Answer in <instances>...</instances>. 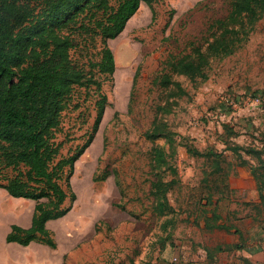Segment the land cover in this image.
<instances>
[{"label":"rangeland","instance_id":"rangeland-1","mask_svg":"<svg viewBox=\"0 0 264 264\" xmlns=\"http://www.w3.org/2000/svg\"><path fill=\"white\" fill-rule=\"evenodd\" d=\"M153 10L141 1L122 31L107 39L115 60L112 74L87 65V57L99 59V37L87 52L82 46L71 49L85 71L101 80L106 101L95 130L100 91L94 84L75 85L62 111L57 158L91 133L92 138L73 163L70 190L75 195L65 198L69 209L46 222L56 242L47 254H53L52 264H264V203L248 167L230 148L240 144L239 154L257 163L244 147H264V10L244 43L211 60L207 79L193 83L175 75L188 90L182 95L153 78L170 55L190 52L192 44L205 41L210 21L227 13L228 0H155ZM159 104L164 108L157 111ZM155 115L173 131V146L162 135L147 136ZM189 145L221 150L225 168L203 181L209 160L189 151ZM154 146L162 147L167 158L161 168L155 165ZM68 170L65 166V175ZM175 176L167 192L172 208L159 214L152 183ZM0 193H5L2 187ZM34 203L0 198V242L2 213L11 206L33 209ZM214 209L231 229L205 227ZM161 236L168 237L163 249ZM236 243L243 247L227 248ZM216 245L224 249L213 250ZM23 252L39 253L38 264H46L39 249L27 246ZM1 256L0 247V264Z\"/></svg>","mask_w":264,"mask_h":264},{"label":"trees","instance_id":"trees-1","mask_svg":"<svg viewBox=\"0 0 264 264\" xmlns=\"http://www.w3.org/2000/svg\"><path fill=\"white\" fill-rule=\"evenodd\" d=\"M141 1L154 11L155 0H0V178L4 179L0 180V187L12 196L35 201L31 224L23 227L12 223L5 236L7 241L26 245L33 240L55 247L56 242L46 222L64 215L69 209L65 206V198L75 195L70 190L73 163L92 138L91 133L67 156L57 158L62 144L57 140L62 111L68 107L75 85L94 84L98 91L101 90V80L96 79L91 71H85L80 61L71 55V49L82 46L87 52L93 39L99 37V59L95 61L91 56L87 57V65L97 67L101 73L112 74L115 60L107 39L122 31ZM263 10L264 0H228L227 13L210 21L205 41L192 44L190 52L166 58L153 83L172 88L176 94L188 93L175 75L185 76L193 83L207 79L211 60L233 53L244 43ZM137 73L138 68L133 82ZM105 101L106 95L100 91L92 130L101 120ZM162 108L164 105H157V111ZM146 134L152 138L162 135L173 146V131L156 115ZM230 148L239 164L248 167L260 202L264 203V191L261 190L264 186V156H260L264 154V147H244L246 153L257 158V163L239 154L243 148L240 144ZM153 151L155 165L161 168L167 163L163 148L154 146ZM189 151L209 160L206 169H202L203 181L225 168L221 150L210 147L200 151L191 146ZM65 166L69 167L66 175ZM5 168L11 173L2 172ZM176 182V176L153 181L151 192L158 198L159 214L171 210L167 192ZM208 196L209 201L211 194ZM43 197L47 200H41ZM220 219L221 215L214 209L212 215L206 217L205 227L225 230L233 227ZM235 230L239 231L236 227ZM166 238L161 236L158 239L161 249ZM233 247L242 248L243 244L227 246ZM219 249L224 248L220 245L213 248ZM206 251L211 252L209 248Z\"/></svg>","mask_w":264,"mask_h":264},{"label":"crops","instance_id":"crops-1","mask_svg":"<svg viewBox=\"0 0 264 264\" xmlns=\"http://www.w3.org/2000/svg\"><path fill=\"white\" fill-rule=\"evenodd\" d=\"M221 172V171H219ZM217 172V173H219ZM215 173V174H217ZM213 176V175H212ZM5 193H0V198L3 196H8V198L12 199H23L25 197L21 196H12L7 193V191L4 189ZM32 211L33 209H29L28 207L23 206H11L7 208V211L2 215L4 217L3 223L1 224V231L3 234L4 239L0 242V247L2 248V258L3 261L2 264H38V260L40 257H38L39 253H26L23 252V247L30 246L31 248L39 249L40 251L44 252L45 255L44 259L46 264H52L53 262V254H47L49 246L44 243H38L35 241H30L26 245H22L18 243L17 241H7L5 239L6 234L10 230V225L12 223L19 224L23 227H28L31 224V217H32ZM2 237V236H1ZM32 243L38 244V245H30ZM42 256V257H43Z\"/></svg>","mask_w":264,"mask_h":264},{"label":"bare ground","instance_id":"bare-ground-1","mask_svg":"<svg viewBox=\"0 0 264 264\" xmlns=\"http://www.w3.org/2000/svg\"><path fill=\"white\" fill-rule=\"evenodd\" d=\"M118 63H119V62H116V71L118 70V67H119ZM116 71H115V73H116ZM118 76H119V74H118ZM2 194H3V193H2Z\"/></svg>","mask_w":264,"mask_h":264}]
</instances>
